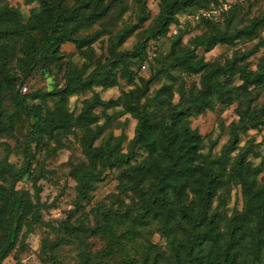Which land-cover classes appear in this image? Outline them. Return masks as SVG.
I'll return each instance as SVG.
<instances>
[{"label": "rangeland", "instance_id": "rangeland-1", "mask_svg": "<svg viewBox=\"0 0 264 264\" xmlns=\"http://www.w3.org/2000/svg\"><path fill=\"white\" fill-rule=\"evenodd\" d=\"M55 4L57 0H50ZM163 0H90L79 5L76 0H60L59 6L71 10L75 7L77 20L67 23L70 40L62 42L54 60L43 61L31 70L23 83L25 91H52L60 87L70 73L82 77L93 69L112 61L113 86L98 83L78 90L60 103V120L64 127L45 128L41 136L30 142L31 162L27 172L13 184L31 205V212L20 222L11 251L0 264H51L54 257L59 264H125L127 256L115 244L109 245L101 235L90 236L84 231L68 234L61 229L64 223H74L77 218L92 225L95 220L91 210L95 207L120 214L121 223L112 221L116 232L129 227L130 215L140 213L137 202L141 190L123 192L118 180L119 171L107 168L98 175L85 199L79 201L78 173H94L104 159L105 147L117 152H134L130 164L146 155V151L132 145L136 125L135 117L127 111L138 88L146 87L144 98L152 100L155 119L162 116L168 106L178 102L181 90L191 92L199 87V73L171 67L172 49L182 54L193 46L195 37L214 31H234L264 10V0H189L173 15L172 22L161 34L154 32V19ZM108 3L106 12L95 20L84 19L96 15ZM226 4L220 19L208 18L205 13L216 5ZM0 10L15 15L35 43H40L41 30L28 28L40 10L39 0H0ZM48 12L45 11L44 13ZM44 15V14H43ZM6 64L17 77L30 64V54L22 37L4 39ZM139 48L136 57L128 55ZM11 49V54L6 55ZM122 53H127L122 55ZM195 60L209 65L223 66L233 61L234 67L256 71L264 62V24L256 27L249 36L238 37L230 43H218L204 51L195 48ZM235 87L241 83L237 74L223 75L218 79ZM242 94L231 102L217 100L210 108H202L185 119L189 128L199 135V148L208 167L224 174V185L212 198L210 211L226 214L239 213L243 206L239 184L236 181V162L259 169L256 185H264V122L257 125L241 124L239 113L264 106V77L259 84H247ZM21 91V90H20ZM3 109L15 112L16 120L9 132L0 128V242L7 231V187L9 166L19 167L30 118L4 90ZM27 105L38 104V98L25 99ZM56 97L46 98L44 105L57 116ZM93 118L89 119L88 115ZM260 117V118H259ZM254 118L264 120V114ZM233 140L234 148L226 158L220 153ZM100 155V157H99ZM125 215V217H124ZM160 222L150 221L138 227L132 238L123 241L128 256L134 261L138 245L150 241L164 249L165 240L157 232ZM58 242L54 250L52 244ZM111 246V247H110ZM110 247V248H109ZM126 259V260H125Z\"/></svg>", "mask_w": 264, "mask_h": 264}, {"label": "trees", "instance_id": "trees-1", "mask_svg": "<svg viewBox=\"0 0 264 264\" xmlns=\"http://www.w3.org/2000/svg\"><path fill=\"white\" fill-rule=\"evenodd\" d=\"M81 6L88 5L90 0H76ZM189 0H163L154 19L155 34L163 33L172 22L173 15L181 7L187 5ZM60 0L55 4L50 0H39L40 10L35 20L28 28L41 30L40 43H35L27 34L25 27L16 20L15 15L0 10V128L9 132L16 120L15 112L7 113L2 102L7 91L20 109L30 118L29 131L26 134L22 151L23 162L14 168L9 166L7 200V231L0 242V261L8 255L14 246L20 222L25 220L31 212L30 202L13 190V184L27 172L31 162L30 142L34 136H41L45 128H63L60 120V103L66 96L87 89L90 85L98 83L101 86H113L114 79L111 74L112 61L99 66L87 75L68 74L63 84L52 91L35 90L22 94L21 87L29 70L43 61L54 60L58 46L70 40V29L67 23L77 20L75 7L71 10L59 6ZM108 3L96 15H86L84 19L95 20L106 12ZM44 13L45 11H47ZM44 14V15H43ZM264 24V10L252 17L249 22L234 31H214L211 34L195 37L193 46L186 52L174 53L172 49L171 67H181L187 72L199 73V87L192 88L191 92H179L178 102L168 106L161 117L155 119L152 100L144 98L146 87L138 88L127 107V111L136 119L132 137V145L143 148L146 155L137 162L130 164L134 152H117L106 145L104 159L96 173L91 170L78 173L77 186L79 201L85 199L101 172L107 168L119 171L118 180L123 192L126 190L140 191L146 186L144 192L140 191L136 204L140 213L128 217L130 223L121 232H116L112 221L121 223L123 217L109 213L107 209L95 207L91 210L95 222L92 225L84 223L77 218L74 223L61 225V229L71 234L84 231L90 236L101 235L109 245L115 244L128 258L125 264H264V185H256L255 176L259 169L249 167L237 161L236 181L239 184L243 206L239 213L226 216L211 210L212 198L217 190L224 185V174L214 172L207 166L199 148V135L194 129L188 127L185 119L197 114L202 108H210L217 100L231 102L238 98L247 84H259L264 77V62L258 64L256 71H246L240 66L234 67L233 61H226L223 66L209 65L201 60H195V48L204 51L211 49L215 44L230 43L238 37L249 36L256 27ZM12 36L22 37L30 54V64L24 73L17 77L12 74L6 64L5 51L6 38ZM139 48L128 53L136 57ZM11 54V49L7 56ZM127 53H122L126 55ZM237 74L241 83L231 87L219 83L223 75ZM56 97L57 116L50 112L44 100ZM38 98V104L27 105L25 99ZM264 114V106L251 108L245 113H239L241 124L257 125L263 119L253 121ZM88 118H93L91 115ZM260 118V117H259ZM10 133V132H9ZM233 140L224 145L220 156L226 158L227 151L234 148ZM100 157V155H99ZM2 170V167H0ZM125 217V215H124ZM150 221L160 222L158 233L165 240L164 249L150 241L144 242V249L140 245L134 252V261L127 254L123 241L132 238L138 227L147 225ZM58 242L52 244V250ZM111 247V246H110ZM109 247V248H110ZM51 264H59L54 257H50ZM126 260V259H125ZM82 264V263H81Z\"/></svg>", "mask_w": 264, "mask_h": 264}, {"label": "built area", "instance_id": "built-area-1", "mask_svg": "<svg viewBox=\"0 0 264 264\" xmlns=\"http://www.w3.org/2000/svg\"><path fill=\"white\" fill-rule=\"evenodd\" d=\"M227 5L226 4H221V5H216L215 8L210 9L205 15L208 18H214L216 20L220 19L221 14L223 13L224 10H226ZM25 91V87H21V92Z\"/></svg>", "mask_w": 264, "mask_h": 264}]
</instances>
